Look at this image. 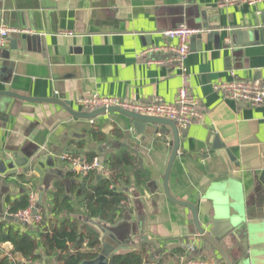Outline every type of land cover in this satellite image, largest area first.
<instances>
[{
    "label": "crops",
    "instance_id": "1",
    "mask_svg": "<svg viewBox=\"0 0 264 264\" xmlns=\"http://www.w3.org/2000/svg\"><path fill=\"white\" fill-rule=\"evenodd\" d=\"M221 1L0 0V29L36 35L40 48L23 50L20 42L9 60H0V91L68 102L77 112H85L79 101L91 94L173 103L182 86L174 53H141L178 46L163 33L180 26L214 37L190 39L189 88L203 118L179 132L169 188L175 199L196 207L202 228L225 243L234 261L264 264V105L251 107L213 89L231 81L264 83V42L244 47L233 40L235 31L264 28V0ZM3 49L10 43L0 36V54ZM173 138L169 127L146 124L139 132L133 120L116 113L80 119L57 103L0 98V226H20L39 238L33 224L7 219L13 203L34 193L41 213L52 219L55 185L64 183L69 192L81 182L68 177L74 172L67 157L106 165L113 155L131 154L137 167L126 169L128 181L118 187L129 198L130 212L120 221L129 250L143 251L144 264H223L198 234L192 212L164 192ZM43 159V170L53 176L48 182L38 172ZM82 200L72 202L80 213ZM77 218L60 215L62 222ZM0 246L4 257L14 249L12 243ZM36 264L59 263L54 256Z\"/></svg>",
    "mask_w": 264,
    "mask_h": 264
},
{
    "label": "trees",
    "instance_id": "2",
    "mask_svg": "<svg viewBox=\"0 0 264 264\" xmlns=\"http://www.w3.org/2000/svg\"><path fill=\"white\" fill-rule=\"evenodd\" d=\"M137 163L138 159L131 154L113 155L104 165L111 172L109 177L103 176L101 172L95 183L99 170L85 177L74 172L68 177L81 178V182L72 185L69 192L64 183H57L50 194L54 218H48L43 212L42 221L33 224L39 231V238L29 232H22L20 226H0V245H14L11 255L6 257L0 246V264H20L19 258L26 264H36L41 259L54 256L59 264H81L98 258L101 242L97 225L114 226L130 212L129 198L118 187L121 182L128 181L126 169H136ZM73 198L83 199L82 213L72 207ZM29 207L30 193L11 205L10 214L15 217ZM65 211L77 214L78 218L62 222L60 215ZM109 264H144V253L141 250L118 252L111 256Z\"/></svg>",
    "mask_w": 264,
    "mask_h": 264
},
{
    "label": "built area",
    "instance_id": "3",
    "mask_svg": "<svg viewBox=\"0 0 264 264\" xmlns=\"http://www.w3.org/2000/svg\"><path fill=\"white\" fill-rule=\"evenodd\" d=\"M262 0H222L221 6H235L239 4L254 5ZM24 31H14L9 29H0L1 40L9 38L13 33ZM201 33L199 30L190 29L186 26L166 31L163 35L169 39H178L179 45L176 47L149 48L141 53V56H147L152 52L171 51L174 53L175 68L180 72L182 78V86L178 90L176 100L173 103L164 102L156 99L149 103H132L119 98H110L100 96L99 94H91L79 101L85 112H94L101 109H109L119 107L137 114L166 118L176 123L179 132L186 131L193 123L200 122L203 118L202 112L199 110V102L192 95L189 88V75L187 71V58L190 50V39ZM1 60V54H0ZM216 92L228 99L247 104L251 107L264 105V83L263 82H240L231 81L227 83H218L213 85ZM71 165L73 172L81 174L85 177L101 170L105 177H109L111 172L101 164L98 158L89 162L81 156H69L66 158ZM127 204V203H125ZM25 224H39L42 221V213L37 208L36 195L30 193V207L15 215ZM191 264H194L193 262Z\"/></svg>",
    "mask_w": 264,
    "mask_h": 264
},
{
    "label": "water",
    "instance_id": "4",
    "mask_svg": "<svg viewBox=\"0 0 264 264\" xmlns=\"http://www.w3.org/2000/svg\"><path fill=\"white\" fill-rule=\"evenodd\" d=\"M243 36L245 37V41L243 40ZM218 35H215L216 40L218 41ZM196 38H214L212 36L208 35H197L192 37V42ZM252 38V39H251ZM8 42L10 43V50H1V59L2 60H9L11 51H18L19 49V44L21 42L23 50H36L38 51L40 48H38V43H39V37L36 35H30L28 33H21V32H16L11 35V38H7ZM233 40L235 42H241L242 46L248 47V46H255L258 45L259 43L264 42V28L262 29H254L252 31H248L245 33H241L239 31H235L233 33ZM0 98H9V99H17V100H22V101H28V102H39V103H57L60 106L64 108L66 112H68L71 116H74L76 118L80 119H88L92 120L95 119L101 115H104L106 113H116L123 115L127 118H130L135 122V127L136 129L141 132L142 129L146 126V124L149 125H156V126H162V127H169L172 130L173 133V141L171 142V147H172V154L170 157L169 165L165 174L164 182H163V187H164V192L167 196V198L182 207H185L189 209L192 212L193 216V223L194 226L198 232V234L203 238L204 241L208 242L211 244L216 251L220 254L222 257V260L224 261L223 264H243L241 261H234L228 251L224 248L225 243L223 241H219L217 238H215L212 234L206 233V231L202 228L200 225V222L198 220V211L195 206L181 202L177 199H175L169 188V179H170V174L171 170L173 167V164L175 162V159L178 154V150L180 147V134L178 131V128L176 126V123L172 120L166 119V118H159V117H152V116H145L141 114H137L134 112H130L128 110H124L119 107H112L109 109H101L97 110L94 112H77L73 110L69 103L66 102H60L58 100H46V99H33V98H27L24 97L20 94H17L12 91H0ZM221 146H219L220 148ZM39 174L45 179L47 182L48 180L53 177L50 175V172L47 170H43L45 168V160H41V163L39 165ZM43 196V193H42ZM39 206H37L38 208ZM7 219L10 220H17L20 224L23 222L20 221L19 219H16L15 217L11 216H6ZM24 224V223H23ZM121 223L119 222L118 224L114 226H105V225H97V228L100 231L101 234V242H102V250L98 258L96 260L87 262L84 261L81 264H109V259L111 258L112 255L120 252V251H125L129 250L132 247L127 246V244L122 240L120 237V230L124 228L123 226H120ZM213 264H219L217 261H213Z\"/></svg>",
    "mask_w": 264,
    "mask_h": 264
}]
</instances>
